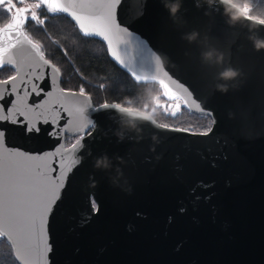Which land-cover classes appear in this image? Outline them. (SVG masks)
<instances>
[{
  "label": "water",
  "instance_id": "1",
  "mask_svg": "<svg viewBox=\"0 0 264 264\" xmlns=\"http://www.w3.org/2000/svg\"><path fill=\"white\" fill-rule=\"evenodd\" d=\"M180 2L172 17L164 0H122L117 19L131 35L118 33L113 43L123 66L108 55L136 83L134 75L165 80L181 103L185 94L173 80L187 86L214 118L212 131L189 135L116 110H88L92 134L84 136L80 161L46 218L49 264H264V51L254 49L247 24L230 27L218 6ZM193 31L197 41L182 38ZM256 34L264 37V27ZM92 39L108 50L106 41ZM209 47L224 53V67L241 72L227 82V92L216 90L223 69L201 62ZM58 80L63 87L62 72ZM85 99L69 96L65 103L74 110ZM65 118L72 119L62 112L61 125ZM79 126L74 121L71 127ZM39 127L40 133L25 135L17 125L0 123L6 143L28 154L61 143L71 147L68 138L83 135L67 131L58 140L48 135L51 125ZM101 157L106 168L95 166Z\"/></svg>",
  "mask_w": 264,
  "mask_h": 264
},
{
  "label": "snow or ice",
  "instance_id": "2",
  "mask_svg": "<svg viewBox=\"0 0 264 264\" xmlns=\"http://www.w3.org/2000/svg\"><path fill=\"white\" fill-rule=\"evenodd\" d=\"M17 3L29 6L18 7ZM121 4L122 0H0V7L10 17L0 26V73H7L0 78V123L17 125L25 135L40 133V124L51 125L48 135L58 140L67 131L83 133L71 147L61 143L53 151L28 154L8 145L6 130L0 128V240L7 242L12 264H49L46 253L51 251V246L45 238L46 218L67 187L72 166L80 161L77 152L82 147L84 136L92 134L94 121L88 110L134 111L118 102H101L94 108L84 87H80L78 92L60 87L58 77L61 69L46 56L43 41L34 38L29 28L35 25L46 34L47 16L41 9L46 13L65 14L75 22L83 38L98 37L106 41L110 54L123 66L113 43V37L118 33L131 35L117 19ZM216 4L223 10L220 0H216ZM237 10L243 13L246 23L255 21L264 27V18L255 16L253 7L243 0L237 4ZM48 39L52 40L50 36ZM64 54H68L67 49ZM155 63L156 72H159L161 57H155ZM133 78L137 83H146L149 79L158 82L162 91L155 110L160 109L163 115L175 118L182 111L199 112L212 119L214 125L211 113L193 99L194 93L184 84L173 80L185 94L181 103V97L165 80H158L157 75H134ZM57 92L60 96L53 99ZM69 96L86 99L73 110L65 103ZM62 112L72 118H65L64 125L60 124ZM74 121L80 122V126L71 127ZM154 126L167 131L197 134L190 128L170 127L157 124V121ZM211 131L212 128L208 127L199 135L208 136ZM65 153L70 155L66 157ZM68 159H71V165L67 163ZM90 203L93 210H97L94 198L90 197Z\"/></svg>",
  "mask_w": 264,
  "mask_h": 264
},
{
  "label": "trees",
  "instance_id": "3",
  "mask_svg": "<svg viewBox=\"0 0 264 264\" xmlns=\"http://www.w3.org/2000/svg\"><path fill=\"white\" fill-rule=\"evenodd\" d=\"M251 3L255 14L264 13V0H251ZM17 6L24 7L19 3ZM40 11L47 16L46 34L35 25L30 27L29 31L34 38L43 41L46 56L52 58L53 63L61 69L63 87L77 92L80 87H84L96 106L101 102H118L125 107L141 111L152 110L155 105L151 103L150 97L153 94L159 96L162 91L158 84L136 83L110 59L104 43L92 38H83L75 24L64 15H51L43 9ZM9 18V14L1 7L0 26ZM49 36L56 42L48 39ZM65 49L68 52L66 56ZM6 74L0 73V78H4ZM155 120L170 127L190 128L197 133L208 127L212 128V120L209 117L198 116L189 111H182L172 118L157 109ZM74 142V138H68V145ZM0 264H12L10 249L7 242L2 240Z\"/></svg>",
  "mask_w": 264,
  "mask_h": 264
},
{
  "label": "clouds",
  "instance_id": "4",
  "mask_svg": "<svg viewBox=\"0 0 264 264\" xmlns=\"http://www.w3.org/2000/svg\"><path fill=\"white\" fill-rule=\"evenodd\" d=\"M221 4L223 5V16L226 18L225 22L230 27H235L236 25L240 24H247L248 30L252 35L249 36V40L252 43L254 49L257 52L264 51V37H260L256 33L258 32L259 28L262 27L258 25L255 21L252 23H246L243 19V13L237 10V4L240 0H220ZM244 3H247L250 7H252L251 0H243ZM204 3L208 5L209 8H216V0H204ZM181 2L180 0H164V7L169 11L172 17H175L177 13L181 9ZM255 16L264 18V13L255 14ZM199 34L196 32H190L185 34L182 38L186 39L189 43H193L197 41ZM200 59L202 63L208 64L209 66H217L222 68L223 70L219 71L216 75V79L218 81H222V83H218L216 85V90L220 92H227L228 91V83L229 81H234L238 79L241 75V72L237 68H233L232 66L224 67L225 63V56L224 53L221 52L219 49L209 47L203 50L200 53ZM150 90V89H149ZM158 98L157 95H152L150 97L151 103L156 105L155 101ZM132 108V107H130ZM134 109L132 112H123L118 111L121 114L128 116L130 119L138 120L141 123H151L155 125V106H153L151 111L145 110L141 111L139 109ZM118 138L123 139V136H118ZM106 157H101L96 160L95 166L97 168H106Z\"/></svg>",
  "mask_w": 264,
  "mask_h": 264
},
{
  "label": "rangeland",
  "instance_id": "5",
  "mask_svg": "<svg viewBox=\"0 0 264 264\" xmlns=\"http://www.w3.org/2000/svg\"><path fill=\"white\" fill-rule=\"evenodd\" d=\"M29 6L28 4H24V7Z\"/></svg>",
  "mask_w": 264,
  "mask_h": 264
},
{
  "label": "flooded vegetation",
  "instance_id": "6",
  "mask_svg": "<svg viewBox=\"0 0 264 264\" xmlns=\"http://www.w3.org/2000/svg\"><path fill=\"white\" fill-rule=\"evenodd\" d=\"M76 139V138H75Z\"/></svg>",
  "mask_w": 264,
  "mask_h": 264
}]
</instances>
